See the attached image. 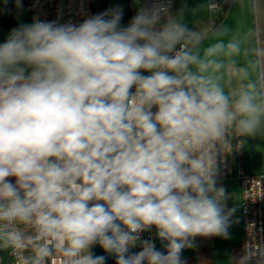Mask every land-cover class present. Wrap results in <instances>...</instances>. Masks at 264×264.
Returning <instances> with one entry per match:
<instances>
[{
    "label": "clouds",
    "instance_id": "clouds-1",
    "mask_svg": "<svg viewBox=\"0 0 264 264\" xmlns=\"http://www.w3.org/2000/svg\"><path fill=\"white\" fill-rule=\"evenodd\" d=\"M122 18L115 6L78 27L36 20L0 46V221L35 229L6 233V246H32L31 264L53 250L62 264H106L95 244L116 264H180L188 237L225 231L216 145L264 112L254 84L230 100L218 82L214 57L238 48L200 57L180 24L157 27V10ZM151 227L167 254L150 240L130 253Z\"/></svg>",
    "mask_w": 264,
    "mask_h": 264
},
{
    "label": "crops",
    "instance_id": "crops-1",
    "mask_svg": "<svg viewBox=\"0 0 264 264\" xmlns=\"http://www.w3.org/2000/svg\"><path fill=\"white\" fill-rule=\"evenodd\" d=\"M172 12L173 22L186 29L181 42L189 44L192 54L203 57L205 50L217 43L224 44L225 49L229 43L235 44L238 51L230 56L220 53L214 57L223 63L216 73L218 82L230 100L247 90L248 84H254L256 103L264 104V0H230L224 16L211 13L209 0H174ZM31 24L15 0H7V4L0 0V46L12 29ZM233 165L246 175L264 174V112L252 132L242 133V145ZM214 188L210 195L222 208L225 231L190 236L189 244L179 254L180 264H244L240 182H215Z\"/></svg>",
    "mask_w": 264,
    "mask_h": 264
},
{
    "label": "built area",
    "instance_id": "built-area-1",
    "mask_svg": "<svg viewBox=\"0 0 264 264\" xmlns=\"http://www.w3.org/2000/svg\"><path fill=\"white\" fill-rule=\"evenodd\" d=\"M140 5V14L145 10H157L161 17L157 27L168 21H173L172 5L174 0H132ZM22 9L32 23L55 22L59 25H81L90 18L89 0H21ZM230 6V0H209V10L212 14L224 16ZM189 51L187 42H181ZM177 50L180 45L178 44ZM144 75L150 73L143 71ZM135 89L133 88L132 91ZM155 111V108L153 109ZM239 119V118H238ZM242 132L238 131L234 122L225 132L223 142H217L215 156V182L238 180L242 188L241 221L243 225L244 264H264V174L246 175L241 170L234 169L235 153L241 148ZM16 230L23 233L24 237L35 236V229L30 225L13 222L8 224L0 221V264H31L34 256L32 246L24 250H16L11 245L6 246V233ZM140 239L130 245L134 253L142 251L141 241L150 240L157 250L167 253V240L157 235L155 227L139 233ZM190 242V237L184 242L185 248ZM42 243V241H41ZM182 248V249H183ZM181 249V250H182ZM45 264H62L53 250L51 257ZM144 264H147L145 261Z\"/></svg>",
    "mask_w": 264,
    "mask_h": 264
},
{
    "label": "water",
    "instance_id": "water-1",
    "mask_svg": "<svg viewBox=\"0 0 264 264\" xmlns=\"http://www.w3.org/2000/svg\"><path fill=\"white\" fill-rule=\"evenodd\" d=\"M88 6L91 14L90 18L107 9L119 6L123 10V18L120 22L121 27H128L134 18L132 0H89ZM90 251L94 256H106V264H116L114 255L106 253L98 244L92 245ZM129 252L134 253L131 249H129Z\"/></svg>",
    "mask_w": 264,
    "mask_h": 264
},
{
    "label": "rangeland",
    "instance_id": "rangeland-1",
    "mask_svg": "<svg viewBox=\"0 0 264 264\" xmlns=\"http://www.w3.org/2000/svg\"><path fill=\"white\" fill-rule=\"evenodd\" d=\"M132 7H133V12H134V17H136L137 15L140 14V5L133 1ZM89 14H90V12H89ZM90 16H91V14H90Z\"/></svg>",
    "mask_w": 264,
    "mask_h": 264
}]
</instances>
